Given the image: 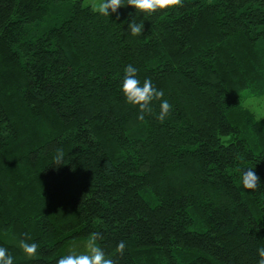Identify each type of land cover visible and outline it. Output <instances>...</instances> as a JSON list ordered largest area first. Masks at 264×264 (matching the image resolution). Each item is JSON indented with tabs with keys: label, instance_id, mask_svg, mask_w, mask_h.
<instances>
[{
	"label": "trees",
	"instance_id": "1",
	"mask_svg": "<svg viewBox=\"0 0 264 264\" xmlns=\"http://www.w3.org/2000/svg\"><path fill=\"white\" fill-rule=\"evenodd\" d=\"M132 19L0 0V244L15 264H55L93 233L115 264H257L264 184L239 177L264 183V120L240 93L264 87V0H183L138 37ZM129 63L173 105L163 121L159 101L143 121L126 103Z\"/></svg>",
	"mask_w": 264,
	"mask_h": 264
},
{
	"label": "clouds",
	"instance_id": "2",
	"mask_svg": "<svg viewBox=\"0 0 264 264\" xmlns=\"http://www.w3.org/2000/svg\"><path fill=\"white\" fill-rule=\"evenodd\" d=\"M183 5V0H83V7L98 13L103 17H110L121 8L131 7L136 12V17L143 14L144 19H132L127 22V31L134 37L140 36L144 31V20L165 10H176ZM139 69L132 63L127 64L123 69V76L119 84L126 103L138 109L137 119L145 120V114H152L153 103L159 101V112L156 118L163 121L173 108L168 99L164 98L163 89L154 85L151 78L141 81ZM240 106L250 113L256 121L264 120V87H254L240 93ZM61 157L57 156V160ZM239 182L244 189L256 190L261 183L256 174L255 167L242 168L240 170ZM17 246L24 256L31 260L39 254V244L36 241L19 239ZM125 247L124 241L116 246L117 252H122ZM83 250L77 246L70 245L67 253L61 255L55 264H115L112 256L107 255L98 243L97 234L88 236L82 245ZM257 264H264V246L257 248ZM0 264H15V257L10 249L0 244Z\"/></svg>",
	"mask_w": 264,
	"mask_h": 264
},
{
	"label": "rangeland",
	"instance_id": "3",
	"mask_svg": "<svg viewBox=\"0 0 264 264\" xmlns=\"http://www.w3.org/2000/svg\"><path fill=\"white\" fill-rule=\"evenodd\" d=\"M70 1H80V2H83V0H70Z\"/></svg>",
	"mask_w": 264,
	"mask_h": 264
}]
</instances>
